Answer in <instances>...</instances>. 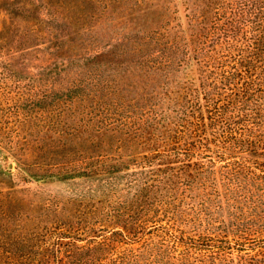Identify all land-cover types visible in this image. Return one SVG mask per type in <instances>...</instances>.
<instances>
[{"label": "trees", "instance_id": "16d2710c", "mask_svg": "<svg viewBox=\"0 0 264 264\" xmlns=\"http://www.w3.org/2000/svg\"><path fill=\"white\" fill-rule=\"evenodd\" d=\"M137 6L1 4L0 264H264V0H184V29ZM180 188L196 233L161 224Z\"/></svg>", "mask_w": 264, "mask_h": 264}, {"label": "rangeland", "instance_id": "374dc122", "mask_svg": "<svg viewBox=\"0 0 264 264\" xmlns=\"http://www.w3.org/2000/svg\"><path fill=\"white\" fill-rule=\"evenodd\" d=\"M9 0H0V7L1 4L8 2ZM27 1V0H23ZM47 2L52 3L53 7L57 9L61 14L67 16L68 21H70L73 26L76 24V27H80L81 25L84 27H89V25L104 27L106 25H110L113 19L122 22L123 16H126V9L127 7L138 8V3L140 0H128L123 2L114 1L112 4L108 1L110 0H46ZM108 4L110 6H108ZM144 4L147 5L150 9L158 11L156 14V18L161 21H169L170 28L175 29L176 24H180L181 27L184 29V0H144ZM8 14L3 8H0V20H7ZM83 23V24H82ZM8 21L4 23L7 27ZM124 26V24H123ZM182 73L176 72L173 74L172 79H179ZM169 88H173V83L169 82ZM8 107H6V110ZM11 165V166H10ZM13 164H9V167H12ZM235 182H231V180H227L220 176H216L215 179L211 181L208 180L206 182H202L200 185V192L202 194V190L206 192H212L215 197L219 196L222 202L226 201L227 187H235ZM32 187L34 185H31ZM52 190L56 189V185L50 186ZM185 193L184 190L180 188L179 191L173 192L172 190L166 193V201L168 204L170 203L168 210L169 215H171L170 219H164L161 224L169 227L171 231L176 230L177 228L179 231H184L187 234L196 233L200 231L203 227L192 219L195 215L199 212L202 203V197H198L196 199H189L184 197ZM167 204V206H168ZM177 212V213H175ZM197 212V213H196ZM173 226V227H172ZM201 227V228H200ZM259 234H254L252 239H257ZM157 236H155L151 241L157 243L159 240ZM164 245H167L169 248L166 249L165 259L160 264H169V262H177L178 259L183 260L184 258V251L183 246L173 249L171 243H168L166 240L164 241ZM137 246V245H135ZM186 256L188 261L195 262L196 255L190 253ZM156 262H159L158 259L153 257ZM158 264V263H157Z\"/></svg>", "mask_w": 264, "mask_h": 264}, {"label": "water", "instance_id": "95a60500", "mask_svg": "<svg viewBox=\"0 0 264 264\" xmlns=\"http://www.w3.org/2000/svg\"><path fill=\"white\" fill-rule=\"evenodd\" d=\"M11 166V165H10Z\"/></svg>", "mask_w": 264, "mask_h": 264}]
</instances>
